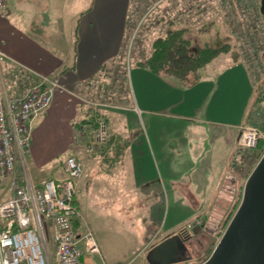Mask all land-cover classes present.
<instances>
[{
  "label": "crops",
  "instance_id": "obj_1",
  "mask_svg": "<svg viewBox=\"0 0 264 264\" xmlns=\"http://www.w3.org/2000/svg\"><path fill=\"white\" fill-rule=\"evenodd\" d=\"M27 1L5 0L9 12L4 16L0 14V48L9 56L10 61L7 62L9 65L27 72L31 78L55 77L59 83V87L53 91L49 106L32 121L30 152L25 158L27 170H30V177L36 182L42 178L61 177L64 158L69 154H74L84 162L83 173L89 167L92 168L95 176L94 191L98 196L101 195V198L133 201L129 195H132V192H139L137 200L147 198L154 200V197L149 195L156 193L159 183L153 185L151 180L145 177L143 171L145 161L139 156V151L145 150L150 159L149 146L154 150L150 136L160 151V131L153 127L154 124H151V131L141 129L135 123L137 122L136 111L141 112V115L143 113L149 115L157 111L154 106L161 109H165L166 104L175 107L183 106L186 101L192 102L197 94L205 92L207 83L193 81L183 84L172 75L154 73L146 66V58L142 52L140 53V48L137 52L135 51V55H132V52L130 54L128 50H123L132 0H88L87 5L79 9L76 8V2L81 5V0ZM29 2H31V6ZM24 7L26 14L22 15L20 11H24ZM175 8L176 6L173 7V9ZM199 12L196 11L197 17ZM21 16L27 19H23ZM171 22L168 21V24ZM14 25L18 28H15ZM31 25L40 26V28L31 29ZM38 33L44 35L41 36ZM127 56L133 61L130 62ZM117 61H121L123 76L127 77L129 87L131 75L136 97L133 94L130 104L125 105L123 102L117 101V104L112 102V105L106 103L98 107V114L108 126V138L98 153L87 155L83 151L76 122L85 120L92 108L81 98H89L87 90L91 80L101 75L105 70L107 71L110 63L113 66ZM103 65L106 67L105 70H101ZM134 72L136 79L132 74ZM238 73L241 77L242 109L241 117L237 121L227 122L215 118L208 113V107L199 113L200 105L195 107L197 110L191 115L181 112L172 114L179 120H189L188 128H195L192 132L200 145L197 151L202 152L198 158L202 167L206 165L210 167L214 161V147L209 155L207 152L208 143L213 144L215 137L224 141L223 155L218 156L219 159L214 167V169L218 168L219 174L216 175L215 183L209 194L211 201H214L215 204L201 209L202 211H198L193 218L219 214L218 210L226 207V204L228 206L237 193L230 188L223 190V185L229 175L235 172L234 168L239 162L241 148L237 146L236 139L240 126L245 123L247 109L254 95V87H250L249 70L242 61ZM27 84L25 83V86ZM186 86L188 88H185ZM215 88L217 90L219 85L216 84ZM23 90L24 88L20 92H16L21 93ZM125 109L130 113H125ZM172 139L177 147L171 145L170 148L172 150L181 148V140L178 135L174 134ZM138 142L143 144L135 145ZM146 142L149 143V146ZM168 144L169 142L166 140V145ZM203 145H205V150H201ZM217 152L220 154V150ZM56 161L57 164L54 163ZM46 166L55 170L53 175L34 177V172ZM83 173L77 181V196H75L79 209L81 208L78 192ZM168 179L170 184H174L175 179L171 176ZM105 181L109 182V186H106ZM197 183L191 189L184 188V191L191 197L194 193L198 195L201 189H203L202 194L206 193L205 183L200 188L198 181ZM233 187L235 188V186ZM171 191L175 198L181 190L171 186ZM193 220L191 219L189 222ZM143 227L145 234L139 245V254L145 253L164 237L181 229V227L170 225L165 230L166 232L159 237L162 230L155 225H144ZM99 250L100 254L94 255H98L100 259H103L104 256L109 260L108 252L106 254L105 250L100 247ZM89 255L85 254L84 260L91 263ZM126 256L115 257L114 260L110 258L109 263L127 264L128 261L124 263L127 259ZM95 264L105 263L97 260Z\"/></svg>",
  "mask_w": 264,
  "mask_h": 264
},
{
  "label": "rangeland",
  "instance_id": "obj_2",
  "mask_svg": "<svg viewBox=\"0 0 264 264\" xmlns=\"http://www.w3.org/2000/svg\"><path fill=\"white\" fill-rule=\"evenodd\" d=\"M87 3L88 0H81V5L76 2V8L86 6ZM29 5L31 6V2ZM71 5L74 6L73 3ZM175 6L176 8L173 9ZM259 7L260 0H132L123 45V50H128L130 54L132 52V55H135V51L137 52L140 48V53L142 52L144 58H147L152 52V41L156 37L166 34L168 30L175 28H186L184 36L190 40L188 47L190 51H196L197 47L206 45H224L225 50L202 66L196 76L191 75L192 79L195 76L196 82L207 83L205 92L197 94L192 102L186 101L183 106L178 107L166 104L165 109L154 106V109L159 112L155 111L149 115L144 113L141 115V112L136 111L137 122L135 123L141 129L151 131V124H154L153 127L160 131V151H158L151 136L154 150L146 142L149 146L150 159L145 150L139 151V156L145 161L143 168L145 177H148L153 185L159 183L156 193L149 195L154 197V200L152 198L137 200L139 192H132L133 194L129 195L133 201L103 199L94 191L95 176L92 168L89 167L84 171L78 192L84 226L88 227L97 245L105 250L106 254L108 252L111 259L114 260L115 257L120 258L127 255L124 263L128 261L127 264H149L145 259L146 252L139 254V245L145 234L144 225H155L161 229L159 237L166 232L165 230L170 225L186 227L189 230L190 228L187 227L189 221L195 219L193 217L197 212L202 211L201 209L208 205L215 204L214 201H211L209 194L215 183L216 175L219 174L218 168L214 169V167L219 159L218 156L223 155L224 141L222 142L219 137H215L213 144L208 143L207 152L209 155H211L210 151L214 147V161L210 167L207 165L202 167L198 160L202 152L197 151L200 145L192 132L195 128H188L189 120H179L172 114L181 112L191 115L197 110L195 107L200 105L199 113L208 107V113L215 118L227 122L237 121L241 117L242 109L241 77L238 73V69L241 68V61L249 70L250 87H254V95L247 109V114L260 112V108L264 107V13H261ZM23 9L24 11L20 12L25 15L26 8ZM196 11H200L198 17ZM168 21L172 22L168 24ZM14 27L18 28L16 25ZM30 28L39 29L40 26L31 25ZM127 58L129 59V56ZM129 61L132 62L133 60L129 59ZM120 62H115L113 66L110 63L107 71L105 70L101 75L91 80L87 90L90 99L111 105L117 104V101H121L125 105L132 102L134 94L132 77L130 75L131 91L127 77L123 76V67ZM12 68L13 66L6 62L0 65L8 91L10 93L12 91L20 92L22 88L28 86H25L26 82L21 79L25 74H22L21 71H12ZM132 74L136 79L135 72ZM216 84L219 85L217 90ZM208 89L209 92L206 94ZM135 105H138L137 102ZM124 111L130 113L127 109ZM261 132L264 133L262 130ZM174 134L178 135L181 140V148L172 150L171 145L177 147L172 139ZM166 140L169 142L168 145H166ZM201 143L204 144L205 142ZM142 144V142H138L135 145L140 146ZM201 150H205V145L202 146ZM218 150H220V154H217ZM247 155H250L249 149L241 148L238 165L236 164L234 168L235 172L229 175L223 185V190L230 188L235 192L237 191L233 201L231 200L228 206L226 204V207L218 210L219 214L215 213L203 217L205 220L203 224H206L207 227L203 226V229L197 234H193L187 242L192 254L191 259L176 264H200L211 254L240 203L247 176L258 161L254 162L253 155L247 159ZM54 163L57 164V161ZM54 172V169L51 170L50 167L46 166L34 172V177L41 178L45 175H53ZM170 176L175 179L174 184H170L168 179ZM197 181L199 188L205 183L207 192L202 194L203 189H201L198 195L194 193L191 197L184 191V188L191 189L192 186L198 184ZM105 183L106 186H109V182L105 181ZM6 186L0 187V198H7L11 195V190ZM171 186L181 190L175 198ZM143 187L145 186L143 185ZM235 202L237 203L236 206L234 205ZM203 224H192V227ZM46 239L51 264H54V243L47 228ZM89 256L91 263L85 261L86 264H95L97 260L110 264V258L108 260L103 255V259L94 254Z\"/></svg>",
  "mask_w": 264,
  "mask_h": 264
},
{
  "label": "built area",
  "instance_id": "obj_3",
  "mask_svg": "<svg viewBox=\"0 0 264 264\" xmlns=\"http://www.w3.org/2000/svg\"><path fill=\"white\" fill-rule=\"evenodd\" d=\"M8 12L5 0H0V14ZM9 61L0 48V65ZM27 85L21 93H10L0 69V187L7 185L12 192L9 197L0 198V264H51L46 228L54 243V264H86L85 254H100V250L84 226L75 202L84 162L69 154L63 160L61 177L42 178L38 182L30 177L25 166L32 121L49 106L59 83L55 77L41 76ZM81 100L92 111L85 120L75 122L84 153L92 155L99 152L108 138L107 123L97 112L106 103L87 97ZM260 139H264V133L258 127L243 124L236 144L251 148ZM203 223V217H197L187 227Z\"/></svg>",
  "mask_w": 264,
  "mask_h": 264
},
{
  "label": "water",
  "instance_id": "obj_4",
  "mask_svg": "<svg viewBox=\"0 0 264 264\" xmlns=\"http://www.w3.org/2000/svg\"><path fill=\"white\" fill-rule=\"evenodd\" d=\"M259 9L264 13V0ZM191 237L183 229L167 235L146 251V261L176 264L191 259L186 243ZM200 264H264V153L247 176L240 203L221 238Z\"/></svg>",
  "mask_w": 264,
  "mask_h": 264
},
{
  "label": "trees",
  "instance_id": "obj_5",
  "mask_svg": "<svg viewBox=\"0 0 264 264\" xmlns=\"http://www.w3.org/2000/svg\"><path fill=\"white\" fill-rule=\"evenodd\" d=\"M185 31L186 28H175L168 30L164 35L156 37L152 41V52L146 58L145 64L154 73L172 75L178 78L183 84H189L195 81L194 79H196L195 76L198 70L215 56L222 53L225 47L224 45H206L197 47L196 51H190L188 48L190 40L184 36ZM105 69L106 67L103 65L101 70ZM12 71H21L22 74L24 73L25 75L21 79H24L23 81L26 83H30L34 79L27 72H23V70L18 68L14 67ZM193 74L195 75L194 79L191 78ZM245 123L253 124L264 131V107L260 108V112L246 114ZM248 149L250 155L254 157V162H256L262 153H264V139H260L255 147ZM250 155L246 156L247 159H249ZM236 202L234 205H237ZM181 229L187 228L184 227Z\"/></svg>",
  "mask_w": 264,
  "mask_h": 264
},
{
  "label": "flooded vegetation",
  "instance_id": "obj_6",
  "mask_svg": "<svg viewBox=\"0 0 264 264\" xmlns=\"http://www.w3.org/2000/svg\"><path fill=\"white\" fill-rule=\"evenodd\" d=\"M230 179H231V178H230ZM203 226H206V227H207L206 224H203L202 226H193V227H191L189 230H188V229H183V231H184L185 233L189 232V233H191V234L193 235L194 232L197 234L201 229H203V228H202ZM189 240H190V239H188V240L186 241V243H187Z\"/></svg>",
  "mask_w": 264,
  "mask_h": 264
}]
</instances>
